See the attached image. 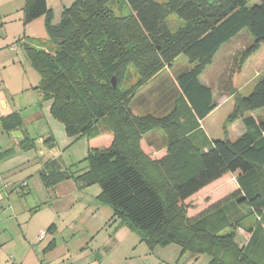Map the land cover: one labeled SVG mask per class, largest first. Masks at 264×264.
<instances>
[{"label": "trees", "instance_id": "obj_1", "mask_svg": "<svg viewBox=\"0 0 264 264\" xmlns=\"http://www.w3.org/2000/svg\"><path fill=\"white\" fill-rule=\"evenodd\" d=\"M111 1L74 0L54 26L46 0H24L23 24L44 17L48 39L57 45L53 54L24 48L39 78L36 89L43 100H51L50 113L69 138L87 136V171L75 179L83 187L98 184L99 203L150 249L176 245L181 254L208 256V264H264V247L253 253L235 241L244 219L259 214L264 226V118L245 116L264 110V77L247 96L231 94L234 108L228 122L242 117L240 137L210 140L200 128L216 107L200 76L220 48L245 29L253 41L242 53L239 69L259 50L264 0L252 7L248 0H127L132 16L123 19L106 8ZM172 15L186 24L176 33L166 25ZM134 27L149 49L128 54ZM95 38L100 39L97 45L87 43ZM180 56L191 68L176 77L179 102L159 120L132 116L102 69L112 68L111 74L118 75L132 64L144 81ZM104 117L106 128L94 127ZM3 122L8 129L20 125L17 114ZM157 125L177 145L175 152L149 150L143 136ZM189 157L197 158L194 169L187 168ZM232 209L243 214L230 222L226 215ZM211 214L212 222L206 218Z\"/></svg>", "mask_w": 264, "mask_h": 264}, {"label": "crops", "instance_id": "obj_2", "mask_svg": "<svg viewBox=\"0 0 264 264\" xmlns=\"http://www.w3.org/2000/svg\"><path fill=\"white\" fill-rule=\"evenodd\" d=\"M46 3L51 9L47 0ZM23 7L24 0H0V264H179L181 259L176 261L178 258L163 255L168 252L177 256L178 246L150 249L138 234L114 217L108 206L99 203L100 188L99 192L86 193L89 188L75 179L85 173H79L78 162L69 166V162L58 163L60 147L53 133L58 121L50 113L51 103L48 112L40 105L43 96L36 89L39 78L34 85L26 84L23 77L16 89L8 85L10 78L4 76L7 70L21 73L23 63L31 68L24 48L45 50L50 43L45 18L24 25ZM32 26L40 30L42 26L37 47L30 43L34 40L30 37ZM263 51L264 44L239 69L233 83L236 91L254 88L264 77ZM218 54L200 76V82L209 88L201 79ZM32 90L40 98L37 101L40 108L33 103ZM17 96L21 101L15 100ZM28 105H34L36 112L21 116L18 108ZM222 106V102H216L215 109L200 122L210 140L223 139L221 133L213 134L217 138L210 137L206 128ZM261 112L264 110L248 113L246 117L263 119L264 115L254 116ZM14 114L18 115L20 125L8 129L3 119ZM27 123H42L43 128L39 132L37 127L33 133L27 129ZM242 127L234 140L243 134ZM66 140L72 144L78 138ZM240 231L244 237L246 234L248 251H262L264 231L261 236L256 230Z\"/></svg>", "mask_w": 264, "mask_h": 264}, {"label": "rangeland", "instance_id": "obj_3", "mask_svg": "<svg viewBox=\"0 0 264 264\" xmlns=\"http://www.w3.org/2000/svg\"><path fill=\"white\" fill-rule=\"evenodd\" d=\"M258 1L259 0H248L247 6L252 7L253 5L257 4ZM47 2L51 7L52 11L51 24L56 26L61 20V14L63 12V9L71 6L74 0H47ZM106 8L112 13L113 17L116 19H123L132 16V10L128 5L127 0H112L106 5ZM166 25L171 33H176L182 28H184L186 24L175 15H172L167 18ZM40 31H42V26L41 30L38 27L32 26L30 37L34 38L35 41L31 40L33 41L30 42L31 46L37 47L35 43L36 39H40L41 37L42 32ZM135 31L137 30H135L134 27L133 33L136 36L134 42L129 43V45L127 46L128 54H131L135 51H145L146 49H149V43L145 39V37L141 34L140 31ZM99 40V38H95L89 40L87 43L91 45H97V41ZM252 41L253 39L247 29L240 32L235 38H233L230 42L220 48L218 52V57L213 63V66L206 70L205 74L203 75V78L201 79L204 84L210 86L215 102H222L223 105L219 112L212 119V121L209 122V124H206L207 133L210 137H213L214 135L218 136L221 133V136L224 140L226 138H232L234 140V138H236L243 130L241 124L242 117L237 120H234L233 122H228V117L231 116V113L234 108L233 96H231V94H240L243 96H247L251 93V90L253 88L252 86H250L249 88H240L238 91L233 88L234 78L236 77V74H238L239 71L238 66L240 63L241 55L242 53H246L250 49ZM56 49L57 45L53 42H50L44 51L46 53L53 54ZM261 53H264V51ZM189 68H191V66L188 64L187 60L183 56H180L175 59V61L170 67L161 68L153 77L144 81L140 80L139 74L132 64H128L126 67L119 69L118 75H115L114 73L111 74L112 68L102 69L109 76L108 84L110 83L111 78H114L115 86L119 93L118 99L120 102H124L127 105V109L130 111L132 116L138 117L140 119H146L151 117L156 120H159L168 117V115L175 108V103L180 98L176 88V77L184 71L188 70ZM20 72L21 73L16 74L13 70L9 69L5 72L6 74H4L5 78H10L7 83L13 89H16V85L20 83L21 77L24 78L26 84L34 85L37 82L38 75L32 68L28 67L25 63H23L22 67L20 68ZM32 98L33 103H35V106H38V108L43 106L48 112L51 100L44 99L40 102L41 106L39 107V104L37 103V101H39L40 99L38 97V94L34 93V95H32ZM20 99L21 98L17 96L15 100L19 102ZM35 106L28 105L22 107V109L20 107L18 108V110L21 116L23 117L32 116L36 112ZM258 115L263 116L264 113L261 112L260 114H254V116ZM55 123H57L58 127H53V133L56 137V142L60 147L59 155H61V158L57 159L58 163L65 164L69 162V166L74 162H78L79 173L81 174L86 172V166L88 165L87 157L89 153L87 145V136H80L77 141H74L71 144V141L68 142L66 140V137L68 136L64 130L63 125L58 122ZM42 125V123H27L26 126H28L27 129L29 131L34 133V130L37 129V127L38 131L40 132L41 128H43ZM106 126L107 123L105 122V117L101 121H96L94 123V127L99 128L100 130L106 128ZM45 130H49L48 126L45 127ZM164 135L166 134L157 125L153 130L143 136V139L146 144H148L149 150L151 152L155 153L162 149L165 150V148L169 149L170 152L176 151L175 149L177 145L173 146L170 141V136L166 135L165 137ZM172 158L174 161L175 158ZM70 159H73V162H70ZM187 163L189 166L187 168L194 169L197 165V158L189 157ZM31 168L34 169L33 166H31ZM88 188L89 191L86 193H93L96 190H98L99 192L98 184L89 186ZM165 193L169 198V193L167 192V190L165 191ZM238 214H243V210L232 209L228 211L226 217L229 219L230 222H233L234 218ZM213 216L214 214H211L209 216H206V218L208 221L212 222ZM220 226V224H217V227ZM240 229L244 232L256 230L261 236L264 231V226L263 223L260 221V215L255 214L251 218L244 219L243 222L240 224V227L235 230V241L239 246H244L247 242L246 234L244 237ZM224 231H228V228L225 227L223 232ZM179 251L180 253L177 256H174V254L172 255L168 252H164L163 255L166 256L168 259L178 258L176 259V261L181 259L179 261V264H206V262H208L209 260L208 256L206 255L200 256L197 260H194L192 259L189 253L186 252L181 254V250Z\"/></svg>", "mask_w": 264, "mask_h": 264}, {"label": "water", "instance_id": "obj_4", "mask_svg": "<svg viewBox=\"0 0 264 264\" xmlns=\"http://www.w3.org/2000/svg\"><path fill=\"white\" fill-rule=\"evenodd\" d=\"M112 87L115 88V80L114 78L111 79Z\"/></svg>", "mask_w": 264, "mask_h": 264}]
</instances>
